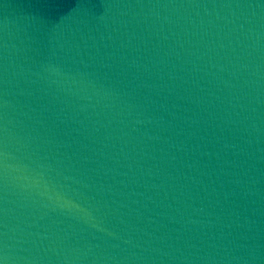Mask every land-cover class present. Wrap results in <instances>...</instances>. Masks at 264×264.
I'll return each instance as SVG.
<instances>
[{"label":"water","instance_id":"water-1","mask_svg":"<svg viewBox=\"0 0 264 264\" xmlns=\"http://www.w3.org/2000/svg\"><path fill=\"white\" fill-rule=\"evenodd\" d=\"M0 264H264V0H0Z\"/></svg>","mask_w":264,"mask_h":264}]
</instances>
